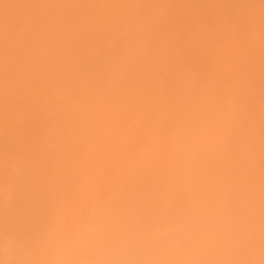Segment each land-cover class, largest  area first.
<instances>
[{"label": "bare ground", "instance_id": "obj_1", "mask_svg": "<svg viewBox=\"0 0 264 264\" xmlns=\"http://www.w3.org/2000/svg\"><path fill=\"white\" fill-rule=\"evenodd\" d=\"M207 1L0 0V264H264V0Z\"/></svg>", "mask_w": 264, "mask_h": 264}, {"label": "rangeland", "instance_id": "obj_2", "mask_svg": "<svg viewBox=\"0 0 264 264\" xmlns=\"http://www.w3.org/2000/svg\"><path fill=\"white\" fill-rule=\"evenodd\" d=\"M231 1L233 2L234 0H219V2H218V0H217L216 2H215V1H214V2H215V3L218 2V6H219V7L217 6V8L219 9V12L221 13V15H222L223 17H225L226 20L231 21V22H234L233 20H234L235 18L233 17V15L231 14V12H230V10H229V8H230V4L232 3ZM235 1H236V0H235ZM206 3L209 4L207 0H205V2L203 3V4H205V5L202 6V7L204 8V10H208V9H209V8L206 9V6H207ZM188 4H189V3H188ZM191 5H192V4H191ZM231 5H232V4H231ZM172 6H173V5H172ZM189 6H190V5H189ZM204 6H205V7H204ZM209 6H210V5H209ZM232 6H233V5H232ZM190 7H191V6H190ZM207 7H208V6H207ZM171 8H173V10H171L172 12H170V13H172L173 17L175 16L174 18L172 17V19H173L174 21H175V18L178 17V15H179L178 18H183V17H182V14H183V13H180V12H182V10L179 11V7H178V6H173V7H171ZM176 8H177L178 11L176 10ZM218 9H217V10H218ZM209 11L212 13L211 8H210ZM169 16H170V15H169ZM180 16H181V17H180ZM183 16H185V15H183ZM170 17H171V16H170ZM170 17H169V18H170ZM193 18H194V17H193ZM170 19H171V18H170ZM172 19H171V21H172ZM178 20H182V19H178ZM178 20H176V23H174V21H172V22H173L174 24H177V26H178V25H179L178 23L181 22V21L178 22ZM200 21H201V22L205 21L204 17H201V18L199 19V22H200ZM123 35H125V34H123ZM125 36H127V35H125ZM165 42H166V43H165V45H164L163 47H165V48H170V47H171V45H170L171 43L169 44V41H168V42L165 41ZM162 43L164 44V41H162ZM162 43H161V44H162ZM194 52H195V51H194ZM191 55H192L191 53H186V54H185V57H186L187 59H189V58L191 57ZM165 59H166L165 56H161V60H162V61H166ZM190 64H191V63H189L188 66H190ZM194 65H195V67L197 68V70H201V69H200V63H196V64H194ZM68 69H69V68H68ZM68 69H67V70H68ZM122 77H123L122 79L125 78L124 76H122ZM243 135H244V139H245V136H247V135L244 134V133H243ZM242 138H243V137H242ZM246 140H247V137H246ZM261 141H262V140H261ZM263 142H264V140H263ZM251 144H252V146L256 147L258 150L264 148V143H262V142H261V144H259V143H256V142L251 141ZM259 161L261 162V159H260ZM260 162L257 161L258 165L260 166L261 163H262V165H263V164H264V159H262V162H261V163H260ZM254 167H255V166H254ZM256 167H257V165H256ZM261 167H262V166H261ZM263 167H264V165H263ZM263 167H262V168H263ZM257 168H258V167H257ZM262 168H261V169H262ZM253 169H254V168H253ZM261 169H260V167H259V169H254V170L257 171V172H255V171H251V174H250V172H249V175L251 176V177H250V176H249V177H250L251 179H253V178L255 179V182H257V183H254V185H256V187H258L257 190L259 189L258 191L255 190V192H254V190H252V189H253V188H256V187H255L254 185H251L250 188H251L252 191H251L250 193L252 194V192H253V195H252V196L255 195V199H253V200H252V198H251V196H250V199H249V200H251L252 203H253L254 200H257V199L260 200V199H259L260 197L262 198V200H260V202L264 203L263 195H262V193L264 194V192H261V189H262L261 187H263V185H262L263 182H261V181H262V178H263V174L260 175V174L258 173V170H259V172H260ZM263 170H264V168H263ZM253 172H255V175H253V174H254ZM262 172H263V171H262ZM251 179H249V180H250L251 183H253V182H254V181H253L254 179H253V180H251ZM263 179H264V178H263ZM252 181H253V182H252ZM260 182H261L262 184H261ZM258 183H260V184H258ZM260 185H262V186H260ZM252 186H253V187H252ZM259 187H260L261 189H260ZM246 191H248V190H246ZM247 194H248V192H247ZM247 196H248V195H247ZM247 196H246V197H247ZM256 202H257V201H256ZM260 202L258 201V203H260ZM261 205H262V204H261ZM263 205H264V204H263ZM262 209H263V207H262ZM263 210H264V209H263ZM244 212H245V213H243L244 215H249L248 213H246V211H244ZM263 214H264V213H263ZM259 216H260V215H259ZM263 216H264V215H263ZM246 218H247V216H246ZM261 218H264V217H262V216L259 217L260 221L262 220ZM243 220H244V219H243ZM243 220H242V219H241V220L239 219L238 222L241 223V221L243 222ZM244 221H245V223H247V224H245V225H250V227H252L253 224H248V223H250V222H249V221L247 222V219L244 220ZM258 221H259V220H258ZM238 222L235 224V226H234L233 228H235L236 225H237V227H238V226L240 227V225H238ZM261 222H262V221H261ZM261 222H260V223H261ZM241 224L243 225L244 223H241ZM261 224H262V223H261ZM263 224H264V223H263ZM232 226H233V225H232ZM232 226H230V227H232ZM263 226H264V225H263ZM237 227H236V229H238ZM260 227H261V226H260ZM241 228H242V226H241ZM244 228H245V226H244ZM246 228H247V227H246ZM248 228H249V227H248ZM241 230H242V229H241ZM262 230H263V228H262ZM262 230H261V233H262V234H259L260 236L258 237V239H260L261 237H263V238H261V240L264 239V233H263L264 230H263V231H262ZM236 231H237V230H236ZM240 232H241V231H240ZM238 237L240 238V235H239ZM241 238H242V237H241ZM261 240L258 241L259 243L261 242L260 245H262V242H263V241H261ZM263 243H264V242H263ZM259 254H260V253H259ZM259 254H258V255H259Z\"/></svg>", "mask_w": 264, "mask_h": 264}]
</instances>
